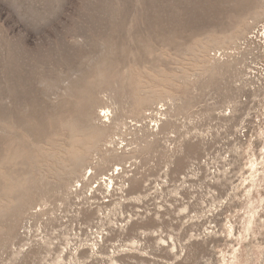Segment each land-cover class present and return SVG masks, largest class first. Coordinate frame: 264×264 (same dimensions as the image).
<instances>
[{
  "label": "rangeland",
  "instance_id": "rangeland-1",
  "mask_svg": "<svg viewBox=\"0 0 264 264\" xmlns=\"http://www.w3.org/2000/svg\"><path fill=\"white\" fill-rule=\"evenodd\" d=\"M262 23L0 0V264H264Z\"/></svg>",
  "mask_w": 264,
  "mask_h": 264
},
{
  "label": "built area",
  "instance_id": "built-area-1",
  "mask_svg": "<svg viewBox=\"0 0 264 264\" xmlns=\"http://www.w3.org/2000/svg\"><path fill=\"white\" fill-rule=\"evenodd\" d=\"M251 37H254V38H258L259 40V43H260V46L262 48H264V23H262L254 32L253 34L251 35ZM234 51V50H232ZM222 52L221 51H218L217 52V55H220ZM215 54V52L213 53V55ZM254 67H256L257 69H261L263 70L264 69V64L263 63H255V64H252Z\"/></svg>",
  "mask_w": 264,
  "mask_h": 264
}]
</instances>
